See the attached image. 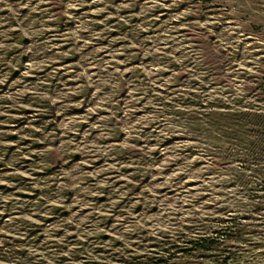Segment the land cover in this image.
<instances>
[{"label":"rangeland","instance_id":"obj_1","mask_svg":"<svg viewBox=\"0 0 264 264\" xmlns=\"http://www.w3.org/2000/svg\"><path fill=\"white\" fill-rule=\"evenodd\" d=\"M0 264H264V0H0Z\"/></svg>","mask_w":264,"mask_h":264},{"label":"trees","instance_id":"obj_2","mask_svg":"<svg viewBox=\"0 0 264 264\" xmlns=\"http://www.w3.org/2000/svg\"><path fill=\"white\" fill-rule=\"evenodd\" d=\"M255 124L256 126H259V121L253 122L252 125ZM197 240H201L202 242H205L203 245H201L202 248H210L213 244V237H208V238H198Z\"/></svg>","mask_w":264,"mask_h":264}]
</instances>
